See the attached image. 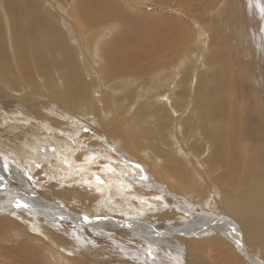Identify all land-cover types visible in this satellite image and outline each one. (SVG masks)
<instances>
[{
  "label": "rangeland",
  "instance_id": "1",
  "mask_svg": "<svg viewBox=\"0 0 264 264\" xmlns=\"http://www.w3.org/2000/svg\"><path fill=\"white\" fill-rule=\"evenodd\" d=\"M118 1L141 21L133 20V32L154 36V42L166 38L168 52L165 47L152 51L162 61L122 71L105 66V58L88 55L92 50L80 49L90 28L96 33L110 26L89 46L116 32L114 23L121 17L115 13L84 18L79 0H0V70H9L0 74V90L12 99L0 95L9 112L0 113V139L9 141L0 144V172L8 190L0 187V199L18 190L21 198L61 203L85 222H52L47 210L3 203L0 264H223L232 258L264 264V245L255 247L246 239L227 207L253 186L254 181L239 184V176L249 170L260 175L255 182L264 202V151L252 146L253 155L242 144L257 125L264 137V0ZM26 17L30 19L24 22ZM174 19L186 27L185 33L178 32ZM47 24L56 30L45 31ZM124 33L131 38L130 31ZM183 53L187 62L181 66ZM159 68L174 76L161 87L153 81ZM107 71L113 80L103 77ZM134 75L136 81L124 87L125 78ZM14 100L21 113L11 111ZM61 160L68 171L56 166ZM101 172L111 177L107 193L98 190ZM137 177L157 186V194L164 192L167 200L160 204L141 197L151 210L143 217L141 209L122 202L138 201L127 186L148 193L139 188ZM69 182L82 191L76 196L69 190V198L63 197L58 191ZM177 199L184 203L175 204ZM180 208L192 209L202 225L208 223L204 217L214 220L206 213L219 212L230 233L194 230L197 224L185 229L180 220L188 214ZM129 218L138 220V233L168 231L166 221L182 231L165 237L152 232L156 242L147 243L149 233L137 238L119 225ZM195 237L205 241L195 246L189 242ZM171 238L173 244L158 241Z\"/></svg>",
  "mask_w": 264,
  "mask_h": 264
},
{
  "label": "bare ground",
  "instance_id": "2",
  "mask_svg": "<svg viewBox=\"0 0 264 264\" xmlns=\"http://www.w3.org/2000/svg\"><path fill=\"white\" fill-rule=\"evenodd\" d=\"M91 2H95V6L94 7H90V3ZM76 4H77V0H76ZM79 4H80L81 7H79L80 9L78 8V11H81L80 14L84 18H87V17H90V16L94 17V16H97V15H105V14L108 15V14H111V13H115V14H117V15H119L121 17V21L118 22V24L114 23V25H116V32L112 36H110L109 38H105V40L101 44L98 43L97 46L96 45L95 46L91 45L92 46L91 47V46L88 45V41H90L93 38H95L94 41L97 42L98 34L106 31L107 29H109L110 28L109 25L105 26V29H102L99 32L96 30L97 34L94 32L95 29L94 30L91 29V28L88 29L87 31L90 33V35H88L87 37L84 38V42H79V47H80V49L83 52L85 51V49H90V50H92V52L90 51L91 54H88V55L96 57V58H99V57L105 58L107 60V62L109 63L108 64L105 61V66L109 65L112 69H117V70H120V69L122 70V68L127 69V70H133V69H136V68H143V67H146L147 65H149L150 61H152V62H156L158 60H159V62L162 61V57H158V56L152 54V51L155 52V49H157V48L162 49V47H165V51L164 52H168L167 45H163V43L165 42L166 38H161L160 42H154V40H153L154 36H150V37L149 36L147 37L145 35L141 36L138 33H136V31L133 32L131 30V28H132L131 24H132V22L134 20V18H132V17L134 16V14H132L131 12L129 13L128 11H126L121 6V4L119 3L118 0H79ZM72 5H74V4L72 3ZM77 7H74V9H72L74 14H75V10H77L76 9ZM131 11H134V10L132 9ZM177 11L180 13V15L182 14L179 9H177ZM74 14L72 15L73 17H74ZM125 14H127V16L129 15V19L125 18ZM78 16H80V15H78ZM111 16L113 17V14ZM97 17H99V16H97ZM26 19L29 20L30 18L26 17L24 19V22L26 21ZM66 20H69V19H66ZM174 20L176 22V28L178 27V32L185 33L186 27H184L183 25L181 26V23L177 19H174ZM24 22H23V24H24ZM134 22H141V21L136 19V20H134ZM80 24L82 25L81 29H84L83 23L80 22ZM121 27L124 28V31H130L131 32L130 33L131 38H127V35H124L125 34L124 31H120L119 28H121ZM15 28H16V30H19L17 27H15ZM45 28H46L45 31L52 30V29L56 30L54 26H51L49 24H47V27H45ZM76 29H78V26H77ZM76 29H74V30H76ZM79 32H80V30H79ZM255 33H256L255 35H257L258 32L255 31ZM54 37L57 40L60 39L59 34L55 35ZM71 37H72V40H75L73 38V35H70V38ZM245 37H247V35L243 32V34H242V36L240 38L244 41ZM156 38H157V36H156ZM200 39L201 38L199 37L198 42L200 41ZM73 42H75V44H76V41H73ZM99 47H100V49H99ZM2 53L3 52L1 51L0 54H2ZM108 53L109 54L111 53V55L109 56L110 58L104 57L106 54L108 55ZM184 55H186V53H183L181 55V62H180L181 66H183L187 62V60L185 59ZM81 57H83V56H81ZM163 58L165 59V57H163ZM89 63H90V61H89ZM105 66H103V67H105ZM84 68H86V67H84ZM159 70H160V72H158V74H156L153 77V81L156 83V85L158 87H161L162 85H165L166 82L168 83L169 81H171V77H174V76L168 75L167 74L168 70L165 69V68H159ZM8 71L9 70L4 66L0 70V74H2V72L4 74L8 73ZM82 72H83V70H82ZM104 72L102 74L103 77L107 78L106 76H108L110 78L109 72L107 71V73H106L107 75ZM117 74H116V76H117ZM125 79H126L127 83L125 85L123 84L124 87L128 86V84H133L134 81H136L135 75H134V77L133 76H127V78H125ZM128 79H133V80L131 81V80H128ZM109 80H113V79L110 78ZM116 81H118L117 78H116ZM108 83H111V82L109 81ZM6 93H7L6 91L0 90V95H3L7 100H12L10 98H7ZM12 107L13 108L11 109V111L16 112V113H21V111H20L21 108L19 106H17L16 100H14V104H13ZM0 113H4L7 116L9 115V112H8V109H7V103H0ZM251 136L252 137H250L247 141H242V144L248 146L253 155H254V153L251 150L252 146L254 148H256L257 150H259V151H264V137L261 136V134L259 133L258 125H257L256 129L251 132ZM134 138L135 137H133V139ZM0 140H2V141H0V144H2L3 141L6 144H9V141L7 139L3 138V139H0ZM148 153H149V151H148ZM143 155H145V154H143ZM146 156H147V154H146ZM146 165H147V163H146ZM56 166L58 168H61L63 171H68L66 163L63 160L59 161ZM147 166H149V165H147ZM97 174L102 179L101 182L98 181L99 183H97L98 190L100 192H105V193L109 192L110 189L113 187V185L111 184L110 180H108V178H111V177L109 176V174L107 176L105 172H101V173H97ZM78 175L81 176L83 174L80 173ZM232 176L234 177V174H232L231 177ZM76 177H79V176L75 175V178ZM231 177L229 178L228 181H229L230 185L232 186V185H235V183L232 184ZM239 177L241 178V181L239 182L240 185L245 184L247 182L254 181L253 186L248 188L247 192H245V193H243L241 195L242 198L239 199L240 201H234V202H231V203H227V207H228L229 212L236 216V218L238 220V223L244 227L245 233L248 234V237H246V239H249L250 243L253 244V246L262 248L263 245H264V202H263L261 196L258 193L259 186H257L256 182H255L258 179H260V175L258 174L257 170H249V172H246L243 175H240ZM82 178H84V177H82ZM5 180L6 179L3 177V173L0 172V187H2V189H4V190L8 191L5 188L6 187V183L4 182ZM137 180H139L138 183H140V185L142 186V187H139V186H137V187L142 188L144 190H147L148 193L143 192V191H135L132 187L127 186L128 189H130L129 194H132L131 196H133L134 198L138 199V201L137 202H130L128 200V198H127L126 201H122V202L125 203L124 206H131V207L135 208V210L141 209L139 217H143L144 215L149 214L151 210H148L143 204H141V201H140L141 197H143V196H144V198L149 197L151 199H147L145 201L149 202L150 200H154L155 202L160 203V204L166 202L167 200L165 199V194H163L164 192L163 193L160 192L159 194H157L158 190L155 191L157 186H153L152 184L148 183L147 180L144 179V177L143 178L142 177H137ZM9 182L11 183V181H9ZM7 185L9 186V184H7ZM78 186L74 182H69V185H65L63 189L58 191V193H62L63 197L69 198V196L71 195L69 190H73L75 195L77 196V194L80 192L79 190L82 191V189L78 188ZM134 186H136V185L134 184ZM127 187H123V189H126ZM254 190H256L257 193L252 194V192ZM135 193H137V194H135ZM139 193L140 194L144 193L145 195H138ZM12 194H9V195L6 194V195L2 196V198L0 199V205L3 204V203L4 204L6 203L7 207H11L12 206V207H15V209L19 208V205H20L22 207L23 206L26 207L27 209H35L36 211H40V212L43 211V210H47L46 212L48 213L49 219L52 222H57L58 223L59 221H62V220L66 221L68 219H72V220L74 219V220H78V221L80 220L81 222L85 223L84 221L79 219V217L77 215L78 213L77 214L76 213H72L69 210V208H66L61 203H55L56 205H54V206L51 205L50 206L51 202L50 203H46L45 201L42 202L41 198L38 199L36 197L34 200H33V198H30V197H28L27 199L25 197L21 198L20 197L21 192L18 191V190H16ZM108 199L110 200V199H113V198L110 197ZM11 200H15V202L13 201L14 202L13 203ZM6 201H11V202L7 203ZM61 202H63V201H61ZM115 202L116 201L112 202V204L110 206H113V205L116 206ZM67 203L70 205L71 201H69ZM182 203H184V201L180 202L179 199H177L175 201V204L182 205ZM85 205L86 204L83 203L81 208H84ZM167 205H169V204H167ZM169 206H172V205H169ZM118 211H120V210H118ZM179 211H182L185 214H188L187 218H182L180 220V224L183 227H185V229H186V227L190 228L193 224H197L195 227H193L194 230H202V229H204L205 231L212 230L215 233V235H216L217 232H220V233H222L224 235L225 234H229V232H230L229 228L226 225H223L221 223L222 221H224V219H223L224 216L222 214H219V212L216 213L215 215H210V214L206 213L205 215L208 218H212L214 220L211 222V221H209L208 219H206L204 217L205 220H203V221H206L208 223H205L204 225H202L201 223H199V222H202V221H200V220L198 221V217H196V215H194L195 212L192 209H186L185 210V209L180 208ZM27 212H29V211H27ZM102 213H106V212H102ZM122 213L123 212H121V214ZM170 214H174V212L170 211ZM98 215H100V214L98 213ZM100 217H101V215H100ZM91 221H93V220L92 219L89 220V222H91ZM99 222H100V220H99ZM95 223H96V221H94L92 224L95 225ZM99 224L101 226L103 224V222H100ZM99 224L97 225V227L99 226ZM107 224H108V222H107ZM136 224H138V220H136L134 218H129V219H126V220H119V225H121L123 227H126L125 229L128 230V232H129L128 234H132V235L136 234L137 238L139 237V234H140V236H142L144 238V236H146L149 233V231L148 232H144V230L141 229L142 233H138L137 230L135 229L136 228L135 227ZM173 224H174L175 227H177V224L175 222L166 221V223H163V225H166V228H168V231H162V229L158 230V229H153L152 228L153 229L152 232H154V234H156V235H162V236L165 237V236H172V234L182 231L181 228L173 227L172 226ZM108 226H110V223H109ZM138 229H139V227H138ZM121 232H123L125 234V232H127V231L123 230ZM152 232L148 234V238L146 239V241L148 240L147 243H155L156 242L155 238L152 235ZM72 236L74 237V235H72ZM179 238H181L183 240L186 239L183 236H179ZM165 239H167V238H165ZM171 239L170 240H165V241L163 239H161V240L157 239V240L159 242L161 241L162 244H173V241H175V239L174 238H171ZM75 240L77 241V240H80V239L78 237ZM139 240H141V239H139ZM176 240H177V238H176ZM202 241H205V240L200 239V238H196V237L189 239V242L191 244L195 245V246L202 244ZM217 245H219V242H217ZM221 245H223V241H221ZM200 253H196L197 256H199ZM249 263L253 264V262H251V261H249ZM223 264H240V260L236 259V258H232V260L230 262L227 260V262L223 263Z\"/></svg>",
  "mask_w": 264,
  "mask_h": 264
},
{
  "label": "crops",
  "instance_id": "3",
  "mask_svg": "<svg viewBox=\"0 0 264 264\" xmlns=\"http://www.w3.org/2000/svg\"><path fill=\"white\" fill-rule=\"evenodd\" d=\"M230 233V232H229Z\"/></svg>",
  "mask_w": 264,
  "mask_h": 264
}]
</instances>
